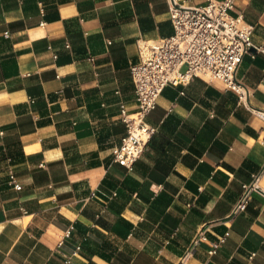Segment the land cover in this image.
<instances>
[{
	"label": "crops",
	"instance_id": "1",
	"mask_svg": "<svg viewBox=\"0 0 264 264\" xmlns=\"http://www.w3.org/2000/svg\"><path fill=\"white\" fill-rule=\"evenodd\" d=\"M232 12L264 45V0ZM173 32L168 0H0V264H175L202 227L189 264H264V194L231 215L264 164L263 121L236 92L201 77L168 84L133 168L113 159L121 105L137 107L139 42ZM236 76L264 108V51Z\"/></svg>",
	"mask_w": 264,
	"mask_h": 264
},
{
	"label": "built area",
	"instance_id": "2",
	"mask_svg": "<svg viewBox=\"0 0 264 264\" xmlns=\"http://www.w3.org/2000/svg\"><path fill=\"white\" fill-rule=\"evenodd\" d=\"M168 2L174 32L166 37L140 40L139 61L131 66L137 107L130 112L124 104L121 105L126 134L121 144L113 148V159L128 169L133 168L156 131V127L146 121V116L155 108L168 84H186L194 77L218 82L236 92L239 102L249 106L263 121L264 129V108L249 104L252 91L236 76L244 55L252 50L264 51V45H255L251 41L254 26L241 13L233 14L236 0H208L201 5L191 4L188 0ZM88 59L92 61L93 57L89 56ZM263 172L264 164L249 182L242 184L241 195L231 215L247 208L254 191L264 194L260 186ZM10 182L17 189L21 188L12 172ZM72 230L73 225H70L63 231L59 246L71 236ZM206 239L205 228L202 227L175 264H189L197 245ZM225 239L226 235L211 242L208 253H216ZM79 249L80 246H76L73 254ZM67 262H70V256Z\"/></svg>",
	"mask_w": 264,
	"mask_h": 264
}]
</instances>
